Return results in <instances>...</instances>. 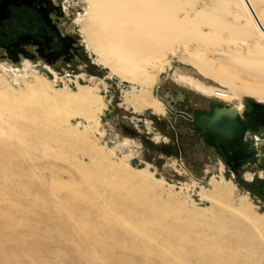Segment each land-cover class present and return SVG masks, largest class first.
<instances>
[{"label":"rangeland","instance_id":"374dc122","mask_svg":"<svg viewBox=\"0 0 264 264\" xmlns=\"http://www.w3.org/2000/svg\"><path fill=\"white\" fill-rule=\"evenodd\" d=\"M236 2L173 0L155 18L157 51L141 67L159 115L133 113L132 86L86 50L84 0L62 4L88 69L0 63V264H264V183H238L179 114L264 105V68L239 61L264 50V37L229 32L249 24ZM125 4L108 5L111 23L149 33L152 18ZM254 8L264 25V0Z\"/></svg>","mask_w":264,"mask_h":264},{"label":"bare ground","instance_id":"6f19581e","mask_svg":"<svg viewBox=\"0 0 264 264\" xmlns=\"http://www.w3.org/2000/svg\"><path fill=\"white\" fill-rule=\"evenodd\" d=\"M84 1L87 5V17L83 21L82 33L85 38L86 50L90 51L94 56H96V63L103 68H106L109 71L110 76L114 75L122 82H125L126 84L132 86L133 91H131L130 93L131 96H126L124 98V101L125 104L129 108H131L133 113L141 114V112L149 110L153 114L159 115L161 112H163V107L160 104L161 102L157 101V99L152 96L151 89L154 85V80L153 78L148 79L146 77L145 67H141V64L142 62L143 64H149L150 60L147 61L146 56L148 55L153 57L155 55L157 51V44L155 43L158 42L157 35L156 33H154L157 27V21L155 18L162 16L163 11L169 9L170 4L173 2V0H151V3H147L146 0ZM236 1V3H238V7L242 8L245 18L247 19V23H249L251 26L249 27V24L247 25V27L241 24L234 25L232 26V28H230L229 32H237V34H240L241 36L245 35V37H264V25L260 23L261 21L257 16L254 8V6L256 7L257 5V1L260 0ZM110 3L113 6L117 3L122 5V7L126 5L125 3H130V8H127L129 10H133V12L137 16L145 14L146 17L152 18L151 21H146L147 26H150L149 33L143 31L142 27L144 26L138 27L137 23H130L128 26L134 27V30H127L124 27L125 23H127L125 19L118 20L114 24H112V19L107 18H113V16H111L110 14V11L108 10H113L114 8L113 6L111 8L108 7ZM141 7H145V12L140 13V11H142ZM250 7L253 9L254 14H256V20H253L251 16L252 9L250 10ZM235 10L233 12L234 15H236L235 13L238 12ZM211 19L212 18H210V20ZM165 23L167 25L169 24L168 26L175 27L176 25L171 21H165ZM176 23L181 24L183 22ZM212 38L214 37L212 36ZM252 54V57L248 59L239 60L241 61L240 65L243 64L245 67H247V69H249L248 67L256 68L255 66L263 69L264 50L262 49V47L256 48L255 52H253ZM179 81L185 85L192 87L196 92L203 95L220 94L221 96H225L218 90L203 86L199 83H191V81L185 79V77H181ZM100 82L102 83V81ZM23 83L25 84L23 86H25L26 89L29 88L26 82L23 81ZM136 87L139 89L137 93L134 92ZM78 94L82 96L81 98L85 97L84 90L78 91ZM226 97L228 100H230V102H233V104L238 102L237 95L234 93L231 97L227 95ZM234 106L238 105L235 104ZM232 108L237 110L236 107ZM126 144L127 142L125 141L124 145ZM212 190L219 196L223 195L222 189L219 185L212 186Z\"/></svg>","mask_w":264,"mask_h":264},{"label":"flooded vegetation","instance_id":"af4514ba","mask_svg":"<svg viewBox=\"0 0 264 264\" xmlns=\"http://www.w3.org/2000/svg\"><path fill=\"white\" fill-rule=\"evenodd\" d=\"M66 25L62 0H0V63L19 66L27 61L40 62L57 69L77 67L82 63L88 69L91 66L89 58L77 35L68 31ZM213 107L203 113L210 114ZM244 107L240 112L242 116L248 106L243 111ZM179 114L186 116L182 117L189 123V119H193L183 112ZM246 119L256 123L254 116H246ZM256 124L257 133L253 138L245 136L246 141H253L252 148L237 162H228L221 150L212 148L204 136L189 131L217 153L238 183L253 188L264 183V109ZM246 174L251 176L250 179Z\"/></svg>","mask_w":264,"mask_h":264},{"label":"water","instance_id":"95a60500","mask_svg":"<svg viewBox=\"0 0 264 264\" xmlns=\"http://www.w3.org/2000/svg\"><path fill=\"white\" fill-rule=\"evenodd\" d=\"M263 109L264 105L251 102L242 116L232 107L214 105L210 114L202 113L189 119V130L204 136L212 148L221 150L228 162H237L243 160L246 151L252 148L253 141H246L245 136L253 138L257 133L256 123L260 120ZM246 116H254L256 123H250Z\"/></svg>","mask_w":264,"mask_h":264}]
</instances>
